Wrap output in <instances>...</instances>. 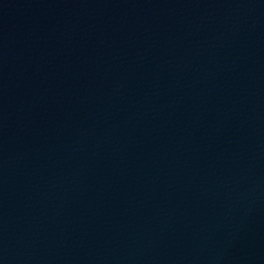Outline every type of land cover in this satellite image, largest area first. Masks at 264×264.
<instances>
[{
	"label": "water",
	"instance_id": "water-1",
	"mask_svg": "<svg viewBox=\"0 0 264 264\" xmlns=\"http://www.w3.org/2000/svg\"><path fill=\"white\" fill-rule=\"evenodd\" d=\"M0 264H264V0H0Z\"/></svg>",
	"mask_w": 264,
	"mask_h": 264
}]
</instances>
